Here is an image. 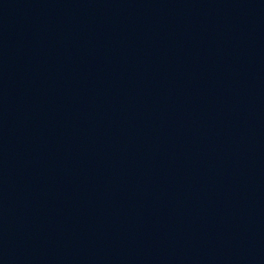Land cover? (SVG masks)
<instances>
[{"label":"water","instance_id":"obj_1","mask_svg":"<svg viewBox=\"0 0 264 264\" xmlns=\"http://www.w3.org/2000/svg\"><path fill=\"white\" fill-rule=\"evenodd\" d=\"M0 264H264V0H0Z\"/></svg>","mask_w":264,"mask_h":264}]
</instances>
